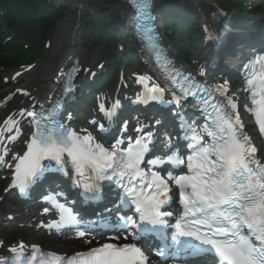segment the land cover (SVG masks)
<instances>
[{"label": "snow or ice", "instance_id": "obj_1", "mask_svg": "<svg viewBox=\"0 0 264 264\" xmlns=\"http://www.w3.org/2000/svg\"><path fill=\"white\" fill-rule=\"evenodd\" d=\"M129 3L136 12L135 32L149 58L168 69L170 86L137 76L143 91L135 102L175 105L178 131L158 137L152 125L138 120L135 137L126 140L121 135L106 146L88 128L76 130L61 122L58 112L63 101L74 95L75 80L82 70L75 61L69 71H61L62 92L51 108L40 112L21 110V117L31 118L32 130L23 153L12 156L15 166L11 181V186L23 194L45 172L57 171L70 176L73 186L81 189L80 195L92 201L104 199V184L114 186L119 190L118 199L106 211L115 212V217L106 226L123 233L122 240L127 242L105 243L70 257L45 253L36 245L26 254V246L20 242L8 249L11 258L0 259V264H148L138 242L149 238L158 241L154 254L162 264H264V155L257 154L258 148L245 129L239 98L229 95L227 80L208 85L176 69L159 43L153 0ZM204 32L208 40L217 38L207 25ZM243 71L250 104L245 110L256 118L259 132L264 135V54L250 60ZM200 74L204 75L203 69ZM167 91H171V98L165 100ZM187 101L205 116L202 125L181 110ZM119 108L118 99L109 106L98 98L97 110L109 124ZM90 123L101 133L109 130L103 122ZM160 124V120L155 121V125ZM121 127L126 133L127 122ZM12 132L16 135L5 137V133ZM22 134L19 121L9 116L0 127V165L13 167L5 160L8 145ZM158 142L162 145L160 154ZM63 195L58 192L45 198L59 214L49 228L59 230L79 223L72 211L56 199ZM177 201L179 213L169 210ZM78 235L83 237L86 232Z\"/></svg>", "mask_w": 264, "mask_h": 264}, {"label": "bare ground", "instance_id": "obj_2", "mask_svg": "<svg viewBox=\"0 0 264 264\" xmlns=\"http://www.w3.org/2000/svg\"><path fill=\"white\" fill-rule=\"evenodd\" d=\"M79 1H81V0H64L63 4H62V1L59 0V2L62 5L69 6L71 9H75L77 6H79L78 5ZM83 1H85V0H83ZM106 1H111L112 6L114 8H116V9L113 8L115 12H117L119 14H121V13L123 14V12L120 9L117 8L119 4L116 3L115 0H87L86 2H90L91 4L97 5L99 2L100 3H107ZM162 9H163V6L161 7V5H155V10H156V12H158L159 15L161 14ZM189 9L191 10V8H189ZM83 10L86 11L85 8H83ZM108 12H109V10H108ZM92 21H94V19H92ZM69 25H70L69 21H65V22L61 21V22H59L58 27L56 29V31H57L56 32V37H55V40H54L55 48H54V53H53V59H52V61H50L46 65V67L44 68V72H42V70H40L43 74H42V77L38 78V81L41 82V86L40 87L44 88V90L47 87L48 81L51 78H53L56 73H60L61 71H64L65 66H63V65H64L65 62H67L66 59L69 58L72 53L78 52V56H79V58L81 60L86 61L88 59V54H86L84 49H82V48L80 49L77 46L78 43H76V42H75V46L73 47V49H69L64 55H61L59 59L56 58V55H57L56 52H58L60 50V47L62 48V46L60 44L64 40L63 36L66 34V31L69 30L68 29V27H70ZM226 37L227 36H225V38ZM231 39H232V37H228L229 41ZM222 40H223V37L219 38L218 42H222ZM221 49H222V47L219 49L220 52H221ZM93 56L96 57L95 54ZM87 62H89V61L87 60ZM28 73H30V71H25L22 74L23 75L26 74L25 76H27ZM22 74L19 75L18 77H20V76L22 77ZM31 83L33 84V80L31 82H28L25 85L23 84L24 86L20 85L19 87L13 89L12 91L5 90L2 93L0 92V126H2V127L4 126V121L9 116H13L14 119H16L17 116L20 114L21 110H24V109L28 110L30 108V103H29V100H28V96H25L23 98H19L16 101H11V99L13 100V98L15 99V96H20V95H23V94H25L27 92H30V90H32V85L30 86ZM46 92L47 91H44V93H46ZM114 97H115L114 95H108V98H110V99H113ZM5 106H6V108L3 109V107H5ZM154 118H156V117H154ZM24 124H25V122H24ZM13 195H15V194L12 191L5 192L4 193V196H5L4 199L7 198L8 196H13ZM3 203H4L3 200H1L0 201V212L2 210H4V209L6 210L5 207L2 208ZM16 203H17V205L15 206V208L17 209V211H19V209H18L19 208L18 200H15V202L14 201L11 202L10 208L13 209V206ZM22 211L23 210L19 211V212H21V214H18V215L14 216L15 222H12V223L14 224V223H17L18 221H25L27 230H19L18 232L11 231L9 233H6L4 236H6V237L16 236L20 240L23 239V241L24 240L25 241L28 240V238H32L35 241H37L38 243H44L45 244L44 247L48 248L51 251L59 248L60 246L64 247L61 244H56L54 242V240L49 238L47 235L43 236L41 234V231L39 229L35 228V223H34L35 216L32 215V214L36 213L35 211H31L29 213H28V211H24L27 214H24V212H22ZM10 229L12 230L11 226H9V230ZM68 242L70 244H73V245H76V246L79 244L78 242H74V241H71V240L68 241ZM16 243H18V241L8 245V247H15ZM75 248H78V247H75ZM0 250H1V253H0L1 256L8 252L7 247L4 248L3 246H1ZM68 253H69V251H68Z\"/></svg>", "mask_w": 264, "mask_h": 264}, {"label": "rangeland", "instance_id": "obj_3", "mask_svg": "<svg viewBox=\"0 0 264 264\" xmlns=\"http://www.w3.org/2000/svg\"><path fill=\"white\" fill-rule=\"evenodd\" d=\"M61 1L63 2L64 0H61ZM86 1L87 0H85V1H83V0L79 1L78 2L79 3L78 4L79 6H77L75 9H71L69 6H65L69 10V12L64 17V19L61 20V21H64V20L70 21L69 33L72 32V31H74L76 28H79L78 27L79 24L80 23H83L82 24V27L79 28L81 30L78 31V36L79 37L80 36H83V39L86 41L87 45L89 46V45L93 44L95 41L99 42V40L101 38V35H100V33L97 30H94V31L90 32L89 31V25L86 24L87 23V20L85 19L86 17L81 18V17L78 16V7L85 8V9L86 8L93 9V6H95L94 4H91L90 2H86ZM55 3L57 4L58 3V0H55ZM255 3H259V2H255ZM84 23H85V25H84ZM76 30H78V29H76ZM29 35H30V38L32 40V43L34 44L37 41V34L30 32ZM69 37H70V34H69V36L67 38H69ZM67 38H65V41H66ZM50 57L51 56H49L48 58H50ZM45 58H43V60L40 63H38V65H41L42 66V64L44 63ZM9 72L10 71H7L6 73L4 72L5 74H2V77L4 75H7L9 77L10 76ZM33 77H35V76H33Z\"/></svg>", "mask_w": 264, "mask_h": 264}]
</instances>
